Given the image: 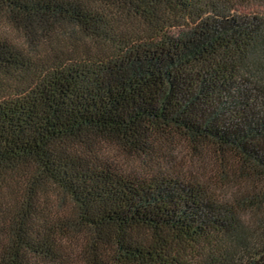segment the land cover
<instances>
[{"label":"trees","instance_id":"16d2710c","mask_svg":"<svg viewBox=\"0 0 264 264\" xmlns=\"http://www.w3.org/2000/svg\"><path fill=\"white\" fill-rule=\"evenodd\" d=\"M0 264H264V0H0Z\"/></svg>","mask_w":264,"mask_h":264},{"label":"rangeland","instance_id":"374dc122","mask_svg":"<svg viewBox=\"0 0 264 264\" xmlns=\"http://www.w3.org/2000/svg\"><path fill=\"white\" fill-rule=\"evenodd\" d=\"M258 6H254V7H252V9H254V8H257Z\"/></svg>","mask_w":264,"mask_h":264}]
</instances>
